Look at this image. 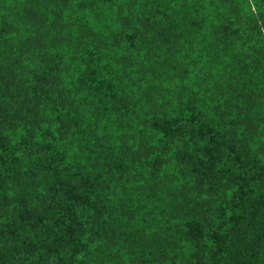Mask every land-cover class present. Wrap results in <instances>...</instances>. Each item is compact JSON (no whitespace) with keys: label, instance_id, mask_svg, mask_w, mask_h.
Here are the masks:
<instances>
[{"label":"trees","instance_id":"trees-1","mask_svg":"<svg viewBox=\"0 0 264 264\" xmlns=\"http://www.w3.org/2000/svg\"><path fill=\"white\" fill-rule=\"evenodd\" d=\"M0 264H264V0H0Z\"/></svg>","mask_w":264,"mask_h":264}]
</instances>
